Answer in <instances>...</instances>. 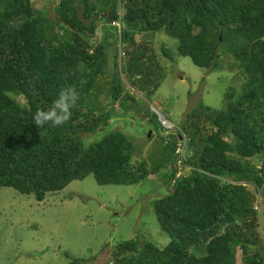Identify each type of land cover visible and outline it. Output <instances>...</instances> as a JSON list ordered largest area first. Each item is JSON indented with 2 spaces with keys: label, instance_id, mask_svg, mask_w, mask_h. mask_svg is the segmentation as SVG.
<instances>
[{
  "label": "trees",
  "instance_id": "1",
  "mask_svg": "<svg viewBox=\"0 0 264 264\" xmlns=\"http://www.w3.org/2000/svg\"><path fill=\"white\" fill-rule=\"evenodd\" d=\"M35 5L0 0V189L42 202L91 174L101 185L154 175L166 186L154 210L170 243L121 241L104 264H238L239 249L240 264H264V211L255 209L264 205V0H58L56 19ZM161 30L199 67L222 68L230 54L242 93L230 88L219 110L193 107L152 163H133L134 142L119 130L86 145L84 135L108 126L117 103H136L133 89L151 97L160 87L155 42L137 35ZM67 87L77 91L69 121L36 126L34 114L51 110ZM183 134L189 173L177 177L171 165ZM66 255L67 264L94 260Z\"/></svg>",
  "mask_w": 264,
  "mask_h": 264
},
{
  "label": "rangeland",
  "instance_id": "2",
  "mask_svg": "<svg viewBox=\"0 0 264 264\" xmlns=\"http://www.w3.org/2000/svg\"><path fill=\"white\" fill-rule=\"evenodd\" d=\"M34 1L36 9L56 19L54 8L58 0ZM141 38L155 42L157 61L163 71L160 87L151 97L133 89L136 103L129 102V109L117 103L118 113L115 112L110 124L84 137L89 145L119 130L134 142L132 162L152 163L162 155L163 138L168 133H178L177 127L183 125L193 107L203 102L217 110L224 108L226 92L232 88L236 97L240 96L244 78L238 68L231 70L226 65L233 60L230 54L222 56V68L207 69L197 66L190 57L181 56L178 40L163 30L137 35L138 41ZM99 84L102 89L99 101L107 105L106 79ZM158 112L174 124L173 128L162 126ZM253 162L259 165L261 158L256 157ZM175 163L171 168L178 171ZM181 170L183 174L189 173L188 168ZM165 192L163 180L154 175L138 184L101 185L91 174L72 181L60 192L48 194L42 202L3 187L0 189V264H67L70 258L66 254L93 258L91 264H104L119 242L134 239L164 247L170 243L171 236L159 224L154 200ZM263 211L264 205L259 211L261 216ZM259 227L264 234L263 218ZM241 258L239 249L238 264Z\"/></svg>",
  "mask_w": 264,
  "mask_h": 264
},
{
  "label": "clouds",
  "instance_id": "3",
  "mask_svg": "<svg viewBox=\"0 0 264 264\" xmlns=\"http://www.w3.org/2000/svg\"><path fill=\"white\" fill-rule=\"evenodd\" d=\"M76 99L77 91L75 87H67L61 90L52 109L37 111L33 116V122L39 128H42L45 124H53L57 127L64 125L71 118V109Z\"/></svg>",
  "mask_w": 264,
  "mask_h": 264
},
{
  "label": "built area",
  "instance_id": "4",
  "mask_svg": "<svg viewBox=\"0 0 264 264\" xmlns=\"http://www.w3.org/2000/svg\"><path fill=\"white\" fill-rule=\"evenodd\" d=\"M161 124H162V126L169 128V129L173 128V126H174V124L171 121H169L168 119H166L165 117H161ZM180 139H181V144H179V147L177 149V153L179 154V157L177 158L176 163H175L176 167H178V169H179L177 171V174H179V176L183 174V171L181 170V168L184 166L183 155H184L185 146H186V142H187L186 136L184 134L180 137ZM179 176H177V177H179ZM261 201H262V199H261ZM261 201L255 205V209L262 210V202Z\"/></svg>",
  "mask_w": 264,
  "mask_h": 264
},
{
  "label": "water",
  "instance_id": "5",
  "mask_svg": "<svg viewBox=\"0 0 264 264\" xmlns=\"http://www.w3.org/2000/svg\"><path fill=\"white\" fill-rule=\"evenodd\" d=\"M160 114L161 117H163V114H161L160 112H158Z\"/></svg>",
  "mask_w": 264,
  "mask_h": 264
}]
</instances>
